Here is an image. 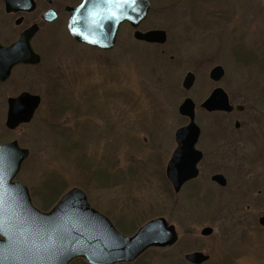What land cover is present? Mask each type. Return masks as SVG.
Here are the masks:
<instances>
[{
  "label": "rangeland",
  "instance_id": "374dc122",
  "mask_svg": "<svg viewBox=\"0 0 264 264\" xmlns=\"http://www.w3.org/2000/svg\"><path fill=\"white\" fill-rule=\"evenodd\" d=\"M65 1L53 0L59 17L42 33L51 50L43 67L52 71L47 77L43 74L40 83L36 78L32 83L33 94L42 98L41 106L28 125L15 133L5 131L1 138L17 139L30 151L16 180L29 188L34 206L47 211L43 206L51 203L55 193L60 196L78 187L122 234L131 235L137 229H130L166 217L176 226L179 242L151 252L139 264H189L185 255L193 251L211 256L205 264H264V228L258 223L264 216V184L261 195L258 187L255 194L239 201L236 193L208 192L204 176L198 182L200 190L175 194L165 176L146 172L155 155L159 160L164 155L167 161L171 156L175 145L169 127L187 123L178 112L184 99L191 97L199 107L217 85L222 86L209 79L210 71L222 65L226 71L222 84L228 86L232 101L247 105L240 121L250 133L241 136L237 150L255 156L253 171L264 179V0H212V4L210 0H192V4L151 0L152 12L140 30H165L166 44L140 43L134 30L122 27L108 53L73 43L64 10L71 3ZM214 4L216 9L221 7L218 13L226 10L219 23L211 17ZM236 55H242V60ZM189 72L195 74L196 83L185 92L182 84ZM217 117L221 115L206 116L197 110L196 121L199 126L223 121L233 128L234 120ZM4 120L5 116L0 118V131ZM164 127L165 144L158 130ZM74 143L79 145L73 147ZM80 155L110 168L116 178L108 179L109 184L103 177L86 181L77 170ZM58 183L65 184L61 191ZM40 190L47 196L45 202ZM207 198L214 202L208 205ZM53 204L56 200L50 209ZM247 205L252 207L249 211ZM205 227L213 228L211 236H201ZM83 262L88 264L83 260L76 264Z\"/></svg>",
  "mask_w": 264,
  "mask_h": 264
},
{
  "label": "water",
  "instance_id": "95a60500",
  "mask_svg": "<svg viewBox=\"0 0 264 264\" xmlns=\"http://www.w3.org/2000/svg\"><path fill=\"white\" fill-rule=\"evenodd\" d=\"M5 1L9 7L12 0ZM151 9L149 0H136L135 4L122 9L101 5L98 0H83L79 6L68 8V30L77 42L109 51L116 44L122 24L129 23L138 28L148 18ZM113 12L115 18H109ZM45 17L50 22L56 14L50 11ZM36 31L34 26L23 38L28 37L30 41ZM134 37L149 44H165L167 41V34L162 30H138ZM39 60L33 54L32 61L28 63L37 64ZM224 75L222 66H216L210 72V78L215 82ZM195 81V74L187 73L183 88L190 91ZM40 104L38 95L25 93L12 99L7 127L16 129L31 122ZM201 108L208 112L233 110L222 88H216ZM237 109L242 110V107ZM179 113L190 123L177 131V148L167 167V177L176 192L198 176V164L202 159V153L196 149L200 129L195 121L196 104L192 98L183 101ZM28 156L29 151L20 148L17 142L0 145V236L4 238L0 241V264H70L78 258L89 264L132 263L149 249L170 248L178 242L176 227L169 225L163 217L151 220L131 237L123 235L105 215L90 205L86 193L79 188L68 191L49 212L40 211L33 205L28 187L14 181ZM214 180L222 185L225 183L221 176H215ZM261 224L264 226V218ZM212 234L211 227L201 231L202 236ZM185 259L192 264H204L210 256L193 252Z\"/></svg>",
  "mask_w": 264,
  "mask_h": 264
},
{
  "label": "flooded vegetation",
  "instance_id": "af4514ba",
  "mask_svg": "<svg viewBox=\"0 0 264 264\" xmlns=\"http://www.w3.org/2000/svg\"><path fill=\"white\" fill-rule=\"evenodd\" d=\"M175 1L178 2V0ZM190 1L192 0H189V2ZM33 2L35 3L34 10ZM65 2L71 3V5L65 6L64 8L69 18L68 8L78 6L82 2V0H66ZM205 2H207V0H205ZM209 2L210 4H212L213 1L210 0ZM53 3V0H12L9 7H7L6 1L0 0V118L2 119V117L5 116L3 128L1 125L0 145L18 142L17 139L1 141V138L4 135L5 131L9 133H15L17 130H19V128L26 125L21 124L16 129H9L7 127L6 122L10 109V101L12 99L19 98L25 93L33 94L32 83L34 81V78H36V81L40 83L43 79V74L44 77H47L48 73L52 71L47 67H43V62L49 58V55H51V50L46 43L47 40H45V38L47 37L42 36V33L50 23L45 17V15H47L50 10L54 11V13L56 14V19H58L59 17L58 12L53 7ZM214 7L216 9L215 4ZM215 9L214 11H211V17L217 19L219 23L222 18L221 16H223L222 14L226 10L218 13L220 12L219 9H221V7L216 9L217 12ZM34 26L37 27V31L35 32V35L31 37L30 41L28 37L23 38V35L29 30L32 31ZM122 27H129V25L124 24ZM45 34L47 35V32H45ZM73 43L77 44L75 42ZM33 54L37 55L40 58L39 63H28L29 61H32ZM163 54H165V51H163ZM224 78L218 83L222 86L217 85V87L220 86L226 91V87L228 88V86L222 84V82L224 83ZM226 92L229 95V92ZM229 98L232 105H242L243 109L239 111L235 108L231 113L205 112L206 116H212L215 114L221 115V117L227 116L228 118H231L230 120H234L235 122L233 124V128L230 125L231 123H224L223 121L210 123L208 125L204 124L203 126L198 125L200 127V138L196 148L202 153V159L198 164L199 174L197 178L185 183L182 186L180 193L185 189L200 190V188H202V185L200 186L198 182L202 178V176H204L206 180L204 189H208V192H216L217 194L225 192H231L232 194L236 193L238 195L239 201L244 199L248 194H255V190L258 187H260V195L264 192L262 188L264 179H259L256 171H253V166L257 162V160H253L255 156L247 157L239 154L237 150V145L242 143L241 136L243 135L244 137H248L250 133L248 129L244 128V125H242L240 121V117L245 113L247 105L243 102L238 103L232 101L230 95ZM221 117H217L218 120H223ZM187 126L188 122L182 123L178 125V127H175L174 125H171L169 127V130L172 129L170 142L174 143V150L177 146L176 132L179 129ZM166 129V127L158 129L160 130L161 137H164V144L165 133L163 132ZM159 136L160 135H158V144H161L159 141ZM19 146L23 149H27L22 147L20 144ZM172 154L169 157L168 161L164 160L166 157L164 155L161 156V160H159V155H155L154 162H150V168L146 172L149 173L152 177L165 176L164 179L166 178V183L169 184L168 188H172L174 192L172 184L166 175V169L172 157ZM147 164L143 165V168ZM247 168L248 170H246ZM240 169L241 171L238 176L233 175L234 172H238ZM228 174H230V176ZM215 176L223 177V180L225 182L224 185H222L219 181L214 180ZM231 188L232 191H230ZM235 197L236 196L232 198L235 199ZM205 202L209 205L212 200L210 198H207V201L205 200ZM251 208V205L246 206L247 211H249ZM262 218H264V216H260L258 218V223L260 226ZM244 224L246 223L244 222ZM251 228H248L249 230L246 231V236H248L249 233L247 232H250ZM3 239L4 238L0 236V240Z\"/></svg>",
  "mask_w": 264,
  "mask_h": 264
},
{
  "label": "trees",
  "instance_id": "16d2710c",
  "mask_svg": "<svg viewBox=\"0 0 264 264\" xmlns=\"http://www.w3.org/2000/svg\"><path fill=\"white\" fill-rule=\"evenodd\" d=\"M236 50H238V49H236ZM240 52V51H239ZM235 54H237V52L235 51L234 52ZM241 53V52H240ZM237 57H238V59L239 60H242V55H236ZM245 58H247L246 56H244ZM73 145V147H75V146H78L79 144H72ZM89 158H91V157H89ZM86 158H84L82 155H80V157H79V161H78V165H77V170L81 173V174H83L84 175V179L86 180V181H88V182H91V181H94V179H99L100 177L102 178H104V180H105V182H106V184H109V183H111V182H109L108 181V179H114V178H116V175L117 174H114V175H112L111 173H110V168L108 169V168H106V167H104V168H102V167H100L98 164H96V161H95V163H94V160H93V158H91L89 161H87V160H85ZM118 175H120V174H118ZM53 178V177H52ZM51 180V177L50 178H48V180ZM49 182V181H48ZM65 187V184L64 183H58V189L61 191L63 188ZM50 188H51V186H49L48 185V183H47V185H45V189H46V191L45 192H48L49 190H50ZM44 189V190H45ZM59 192V191H58ZM39 194L38 195H40L41 196V198L43 197V201L45 202V198L44 197H47V196H43L42 195V193H44L43 191H39L38 192ZM49 193V192H48ZM55 193V192H54ZM57 193H55V196H54V198L52 199V201H51V203L50 202H48V203H46V205H44L43 207V209H46L47 211L50 209L49 208V206H51V204L56 200V202L59 200V198L62 196V195H56ZM44 195H45V193H44ZM59 197V198H58ZM58 198V199H57ZM54 205V204H53ZM136 230V229H138V226H137V228H133V229H130V230ZM154 251V252H153ZM153 251H151V250H149L146 254H144L138 261H136L134 264H139L143 259H145V258H147L150 254H152V253H157L158 251H160L159 249H153ZM152 252V253H151ZM76 262L77 261H75V263H73V264H76ZM78 262H81V261H78ZM83 264H85L84 262H83Z\"/></svg>",
  "mask_w": 264,
  "mask_h": 264
},
{
  "label": "snow or ice",
  "instance_id": "6c2138e0",
  "mask_svg": "<svg viewBox=\"0 0 264 264\" xmlns=\"http://www.w3.org/2000/svg\"><path fill=\"white\" fill-rule=\"evenodd\" d=\"M101 5H113L117 8H123L127 5L135 4L136 0H98ZM109 18H115V13L113 12ZM103 20V17H101Z\"/></svg>",
  "mask_w": 264,
  "mask_h": 264
}]
</instances>
